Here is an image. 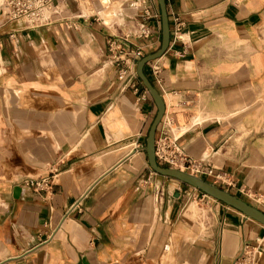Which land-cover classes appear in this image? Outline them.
I'll return each instance as SVG.
<instances>
[{
  "label": "crops",
  "instance_id": "0c3cea01",
  "mask_svg": "<svg viewBox=\"0 0 264 264\" xmlns=\"http://www.w3.org/2000/svg\"><path fill=\"white\" fill-rule=\"evenodd\" d=\"M165 1L168 46L143 67L155 140L170 125L197 176L264 212V0ZM54 4L46 24L0 23V264H264L262 224L148 167L155 105L107 40L156 50V0ZM50 175L46 193L21 183Z\"/></svg>",
  "mask_w": 264,
  "mask_h": 264
},
{
  "label": "built area",
  "instance_id": "2783aa9c",
  "mask_svg": "<svg viewBox=\"0 0 264 264\" xmlns=\"http://www.w3.org/2000/svg\"><path fill=\"white\" fill-rule=\"evenodd\" d=\"M56 11L54 0H0V23L8 20L22 19L28 25H42L50 22L51 15ZM143 14L150 16V9L146 7ZM150 35L147 26L140 24L133 36L137 38H146ZM12 36V34H9ZM129 34L120 35L118 38H109L107 40L108 60L112 64L121 65L118 69L119 80H125L127 84L136 90V83L141 84L133 65L140 57L144 55L143 46L128 47ZM152 71H158L157 66L151 67ZM144 97V95L142 96ZM168 125V123H167ZM170 125L166 126L161 135L155 140L154 155L157 163L167 167L178 168L192 174L202 173V163L190 160L175 142V137L171 136ZM210 173L209 171H207ZM226 182L224 173L213 175V183ZM22 185L33 191L49 192L52 187V175L36 178H24ZM205 195V194H203ZM235 264H244L238 262Z\"/></svg>",
  "mask_w": 264,
  "mask_h": 264
},
{
  "label": "water",
  "instance_id": "95a60500",
  "mask_svg": "<svg viewBox=\"0 0 264 264\" xmlns=\"http://www.w3.org/2000/svg\"><path fill=\"white\" fill-rule=\"evenodd\" d=\"M159 18H160V44L159 47L152 51L144 54L140 57L135 64V72L138 79L141 81L143 87L149 94L155 105L154 116L148 126L145 140H144V155L148 164V167L161 176L173 178L183 184H186L192 188H195L203 194L211 197L214 200L224 203L237 211H239L245 217L251 218L256 222L264 226V212L258 209L256 206L248 203L241 197L229 192L228 190L219 187L218 185L202 179L201 177L192 174L190 172L160 165L157 163L154 155V143H155V131L156 127L162 119L164 114L165 106L162 97L160 96L157 89L152 85L143 72V67L150 61L160 57L168 46L169 42V23L166 9L165 0H156Z\"/></svg>",
  "mask_w": 264,
  "mask_h": 264
},
{
  "label": "rangeland",
  "instance_id": "374dc122",
  "mask_svg": "<svg viewBox=\"0 0 264 264\" xmlns=\"http://www.w3.org/2000/svg\"><path fill=\"white\" fill-rule=\"evenodd\" d=\"M113 5H114V3H113ZM92 11H93V10H91V12H92ZM194 190H197V189H195V188H194ZM197 191H198V192H200L199 190H197ZM201 194L203 195V193H202V192H200L198 196H200ZM205 196H207V195H205ZM208 197H209V196H208ZM209 198H211V197H209ZM197 199H198V198H197ZM191 201H192V200H191ZM193 201H196V199H195V200H193Z\"/></svg>",
  "mask_w": 264,
  "mask_h": 264
}]
</instances>
